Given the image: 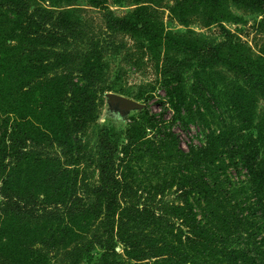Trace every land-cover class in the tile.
<instances>
[{"label": "trees", "instance_id": "trees-1", "mask_svg": "<svg viewBox=\"0 0 264 264\" xmlns=\"http://www.w3.org/2000/svg\"><path fill=\"white\" fill-rule=\"evenodd\" d=\"M234 1L264 11V0ZM90 2L101 11L100 26L95 27L93 23L74 19L65 9L44 7L35 0H0V51L9 42L10 48L7 51H10V54L6 53L5 61L9 64L8 70L12 69L11 73L15 76L13 82L23 79L24 83L32 85L33 81L39 78L43 84L40 104L36 101H32V104L40 106L38 119H41L45 128L40 131V138L36 139L31 128L26 130L28 135L21 138L19 131L7 132L6 123L2 124L0 175L4 173L7 157L18 152V156L14 158L15 162L24 158L27 141L37 147L40 146L39 143L43 144V152L38 153L49 155L46 158L50 160L59 161L61 155L65 157V162L71 158L68 163H60L57 169H48L45 166L41 185L45 190L48 189L49 193H46L44 198L30 186L22 190L16 182H8L5 179L0 186L2 211L16 219L11 226L42 221H55V225L59 226L64 219H67L66 224L79 218L89 219L93 224L84 226L78 233L64 230L65 228L55 230L54 236L58 242L50 244L46 240L42 243L43 247L39 248V255H46L50 252L49 248L53 247L54 252L51 254L54 263L41 260L39 255L31 252L30 247L17 245L14 240L17 232L13 233L8 237L9 246H0V264H81L89 260L96 248H100L102 252L94 264H132L131 260L138 261L156 256L174 258L172 263L175 264L180 262L179 258L190 254L186 250L187 246L192 251V248L201 245L208 238V208L211 204L208 197L215 192L217 184L212 186L208 180L203 179V174L198 176L190 171L180 178L157 179L147 190L145 186L136 185L125 170L130 165L129 154L138 150L141 144L147 143L146 141L154 143L155 150L159 151L156 154L160 153L159 144L163 141L176 142L174 134L170 129L167 130L168 124L162 129L160 119L168 109L173 113L172 121L183 119L176 83L181 81V70L189 61L197 59L201 67H205L207 63L204 61L209 58L212 65L229 66L237 74L244 71V66L222 55L224 44L194 46L196 48L187 46L185 50H178L175 54H169L165 50L163 56L156 59L158 77L154 85L147 84L151 89L141 88L136 95L147 103L153 96L155 83H158L165 91V96L159 98L162 110L151 113L148 108H144L139 112V117L132 116L123 132V144H120V131L107 124L100 126L97 152L93 157L98 174L97 182L78 184L76 176L81 172H77V167L69 170L68 165H79L81 157L77 154L73 160L71 151L76 141H71L70 138L73 134L84 132L96 122L97 95L112 90L113 85L117 84L106 82L109 77L106 58L121 53L122 49L126 50L124 54H128L129 51L124 49L125 35L132 39L137 47H143L142 40H147L144 47L149 51L155 49L161 40L148 17L149 11L146 7H138L133 13L118 16L112 13L105 0ZM4 53L5 51H2L3 55ZM178 53H190L191 56L178 58ZM2 62L0 55V64ZM248 70L249 111H243L245 117L242 122H238L237 132L243 133L244 125L249 123V143L239 144V139L235 136L231 140V152L234 157L239 158L249 175V229L264 232L263 112L259 114L260 118L254 125L258 115L256 104L258 99L264 100V72L257 71L251 63ZM52 80L58 83L59 88L53 98L48 96L50 89L46 87ZM12 93L15 94L13 91ZM14 96L11 103L21 101L17 95ZM242 97L236 98V110L246 108ZM32 104H28V108L33 110ZM238 114L242 116L241 113ZM154 130L158 139H146L148 131ZM54 143L60 149L52 152L57 153L56 156L49 152ZM212 148L213 144L207 140L199 147H191L189 153L194 160L202 161L206 158L207 161L214 153ZM39 182H36L35 186ZM65 184L66 189L62 191ZM174 184L179 193L174 199L167 200L165 190ZM140 188L147 190L145 197ZM177 221L179 234L183 235V238L175 235L174 239L169 241L167 237L161 236L165 226H174ZM244 223V218L237 222L238 225ZM73 235H76L75 240ZM258 235L256 232L249 236L254 237V242L258 240V244L251 248L252 252L249 251V256L255 254L259 257L255 264H264V236ZM64 242L67 246L62 244ZM118 244L124 246L127 257H123L116 250ZM23 247L29 250L21 249Z\"/></svg>", "mask_w": 264, "mask_h": 264}, {"label": "rangeland", "instance_id": "rangeland-1", "mask_svg": "<svg viewBox=\"0 0 264 264\" xmlns=\"http://www.w3.org/2000/svg\"><path fill=\"white\" fill-rule=\"evenodd\" d=\"M35 2L44 7L65 9L74 19L93 23L95 27L102 24L101 11L92 5L90 0H35ZM105 2L112 13L118 16L133 13L138 7H146L149 11V19L161 36L159 45L149 51L144 47L147 45V40H142L143 47L140 45L137 47L133 40L125 35L123 37L126 42L124 49L129 51L128 54H124L126 50L122 49L121 53L106 58L109 68V77L106 82L117 83L110 91L121 94L117 92L120 91L124 93L121 95L144 103L145 108H148L151 113L162 110L159 98L165 96L164 89L155 83V89H152L153 96L147 103L144 99H138L136 95L141 88L151 89L147 84H153L157 79L156 59L163 56L165 50L169 54H175L178 50H185L187 46L193 48L207 44H224L222 55L244 66V71L237 74L229 66L212 65L209 58L204 61L207 63L205 67H201L197 59L189 61L181 70V81L176 83L183 119L172 121L171 109L166 110L160 119L162 129L165 124H168L167 130L170 129L174 134L176 142L163 141L159 144L160 153L156 154L159 151L155 150L154 143H148L141 138L147 143L141 144L138 150L129 154L130 161L127 160L130 165L125 173H129L136 185L145 186L147 190L150 184L157 179L180 178L190 171L198 176L203 174V179L208 180L212 186L217 184L215 192L208 197L211 203L208 208L210 217L208 238L206 237L207 239L201 245L192 248V251L187 246L186 250L190 254L179 258L180 262L175 264H255L259 257L255 254L249 256V251L258 244V240L254 242V237L249 238V236L257 232L261 237L264 236V232L249 229V175L241 165L239 158L233 156L231 140L236 136L239 139L237 143L244 145L249 143V123L244 125L243 133L237 132V129L239 128L238 122L244 120L243 111H249V63L254 65L257 71L264 72V11L234 0H105ZM8 44L9 42L0 51L3 59L0 64V79H4L0 80V133L3 131L2 124L6 123L7 132L19 131V136L24 138L28 135L26 130L31 128L37 139L41 137L40 131L45 128L41 119H38V114L41 112L40 106L33 105L32 101L40 104V97H43V84L39 78L33 81L32 85L24 83L23 79H19L16 83L13 82L15 76L11 73L12 69L8 70L9 64L5 61L7 60L6 53L10 54V51H7L10 48ZM2 51H5L4 55ZM177 56L178 58H189L191 54L178 53ZM21 86H24L23 89H20ZM46 87L50 89L48 96L51 98L59 89L58 83L54 80ZM105 93L97 95L98 117L96 122L84 132L73 134L70 138L71 141H76L71 151L73 160L77 154L81 157L79 165H68L69 170L77 167V172H81L76 176L78 184L97 182L98 174L93 157L97 152L100 126L107 124L120 131V144H123L125 142L123 132L128 127L131 117H139L141 111L133 110L125 117L114 111H107ZM14 95H17L21 101L11 103ZM241 96H243L242 101L246 108L236 110V98L239 99ZM28 104H32L33 110L28 108ZM256 109L258 115L254 125L260 118L259 114L264 113L263 99H258ZM238 113H241L243 117ZM154 132L155 130L148 131V138H145L157 140L158 137ZM207 140L213 144L214 153L207 161L206 158L202 161L194 160L189 153L191 147H199ZM39 144L40 146L37 147L27 141L26 155L20 161L15 162L14 160L18 152L6 158L7 165L4 173L0 175V186L6 179L8 182H16L22 190L30 186L41 198L49 193V190H45L41 185L42 174L46 167L57 169L60 163H68L71 158L69 157L65 162V157L61 155L59 161L50 160L46 158L49 155L38 153L44 150L43 144ZM59 150L54 143L49 152L52 154ZM56 154L52 155L56 156ZM36 182L39 183L35 186ZM65 189L66 184L62 187V191ZM146 189L140 188L143 197L147 194ZM176 190L175 184L166 189V199H174L179 193ZM1 202L2 197L0 196V246H9L8 237L17 232L15 234L17 237L14 238L17 245L30 247L31 252L39 255L41 253L39 248L43 247L44 241L48 240L50 244L58 242L54 236L55 230L65 228L64 230L69 229L73 233H78L84 226H93L91 220L83 218L66 224L67 219H64L59 226L55 225L57 223L55 221L19 223V225L11 226L16 219L2 211ZM240 218L245 219L243 225L237 224ZM178 224L179 221L174 226H165L161 236L167 237L169 241L174 239L175 235L183 238V235L179 234ZM183 228H181L182 231L185 229ZM165 229H167V234H165ZM75 237L76 235H73V239ZM62 244L67 246L65 242ZM9 248L12 249V247ZM52 248H49L48 254L39 255L41 260L54 263ZM21 249L29 250L24 247ZM116 250L123 257H127L123 245L118 244ZM101 252L100 248H96L89 260L81 264H94L100 258ZM173 259L156 256L130 262L132 264H173Z\"/></svg>", "mask_w": 264, "mask_h": 264}, {"label": "water", "instance_id": "water-1", "mask_svg": "<svg viewBox=\"0 0 264 264\" xmlns=\"http://www.w3.org/2000/svg\"><path fill=\"white\" fill-rule=\"evenodd\" d=\"M105 98L107 111H114L123 117L127 116L133 110H142L145 108L144 103L115 92H106Z\"/></svg>", "mask_w": 264, "mask_h": 264}]
</instances>
